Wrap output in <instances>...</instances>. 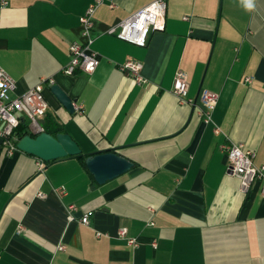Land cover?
<instances>
[{"label":"crops","instance_id":"1","mask_svg":"<svg viewBox=\"0 0 264 264\" xmlns=\"http://www.w3.org/2000/svg\"><path fill=\"white\" fill-rule=\"evenodd\" d=\"M111 1L92 16L97 67L71 76L61 69L69 43H84L79 17L92 0H7L0 8L10 95L51 78L80 108L68 112L46 86L45 116L81 153L110 149L132 163L99 185L75 157L38 169V158L6 153L0 137V264H264V196L259 183L239 191L220 148L241 143L264 165V0L252 12L240 0H166L164 30L144 46L107 29L153 0ZM127 60L141 62L144 84L119 69ZM179 70L190 102L171 93ZM204 89L218 95L208 124L197 115Z\"/></svg>","mask_w":264,"mask_h":264},{"label":"built area","instance_id":"2","mask_svg":"<svg viewBox=\"0 0 264 264\" xmlns=\"http://www.w3.org/2000/svg\"><path fill=\"white\" fill-rule=\"evenodd\" d=\"M102 1L104 0H92L79 17L84 43L75 41L69 43L68 62L61 69L64 75L71 76L77 72L90 74L97 67L98 56L91 48L93 43L91 35L92 16L96 7ZM108 1L109 5L113 6L112 1ZM6 4L7 0H0V8ZM165 9L166 0H153L125 19L111 25L107 29V33L134 45L144 46L150 33L164 30ZM118 67L123 73L130 76L136 84L142 85L145 83V79L141 75V62L127 60ZM245 81L250 82V77H246ZM52 83L53 80L51 78H40L39 82L29 88L23 95L12 97L10 92L15 88L14 80L0 67V137L6 153L10 154L18 150L16 148L18 139L12 135V131L21 120L26 121L28 130L32 134L43 132L41 121L49 110L43 90L46 86L52 85ZM187 89V75L179 70L173 77L171 93L179 102H190L189 99H186ZM217 100V93L205 89L201 90L197 115L204 123L208 124L211 122L212 112ZM73 106L76 110L80 108ZM214 130L216 131V129ZM220 148L226 156L228 173L238 180L239 191L246 193L253 183H259L260 195L264 196V165H255L253 163L254 153L246 149L241 143L227 142L221 145ZM38 161V169H41L44 162L40 159ZM54 191L59 197L66 194L63 186L55 188ZM74 210V205L66 206L67 219L69 221L74 219L72 216ZM80 222L88 224V216L83 215L80 218ZM118 235L121 238H126L125 229H120ZM126 240L129 244L136 245L135 239L126 238ZM63 248V245L58 246L59 250Z\"/></svg>","mask_w":264,"mask_h":264},{"label":"water","instance_id":"3","mask_svg":"<svg viewBox=\"0 0 264 264\" xmlns=\"http://www.w3.org/2000/svg\"><path fill=\"white\" fill-rule=\"evenodd\" d=\"M49 89L68 112H74L73 101L56 84L50 85ZM16 148L43 162L82 154L76 142L67 133L62 132L55 135L46 132L34 133V136L25 135L18 139ZM84 163L93 180L99 185L126 173L132 167L128 159L110 149L87 154Z\"/></svg>","mask_w":264,"mask_h":264},{"label":"trees","instance_id":"4","mask_svg":"<svg viewBox=\"0 0 264 264\" xmlns=\"http://www.w3.org/2000/svg\"><path fill=\"white\" fill-rule=\"evenodd\" d=\"M41 127L43 129V132H46L50 135H55L59 132H62L63 129L60 125H58L56 122H54L51 118L45 116L43 118V120L41 121ZM12 135L19 139L25 135H31L34 136V134H32L31 132H29L28 130V125L26 123V121L21 120L19 122V124L13 129L12 131ZM87 154L82 153L80 156H76L75 158L80 162L82 168L88 173V175L92 178L91 174L88 172L85 163H84V159L86 157ZM53 162V161H50ZM50 162H44L45 164H48ZM93 179V178H92Z\"/></svg>","mask_w":264,"mask_h":264},{"label":"clouds","instance_id":"5","mask_svg":"<svg viewBox=\"0 0 264 264\" xmlns=\"http://www.w3.org/2000/svg\"><path fill=\"white\" fill-rule=\"evenodd\" d=\"M240 3L243 6V8L248 12H252L256 10L257 0H240Z\"/></svg>","mask_w":264,"mask_h":264}]
</instances>
